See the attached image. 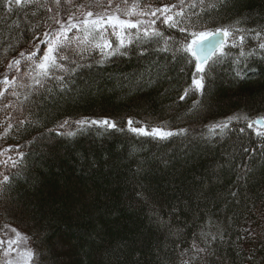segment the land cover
Instances as JSON below:
<instances>
[{
    "label": "trees",
    "instance_id": "trees-1",
    "mask_svg": "<svg viewBox=\"0 0 264 264\" xmlns=\"http://www.w3.org/2000/svg\"><path fill=\"white\" fill-rule=\"evenodd\" d=\"M128 2H138L140 10L178 4ZM117 4L123 5L113 0L111 7ZM111 7L108 0H61L59 6L41 0L22 14L9 13L0 3V74L21 52L35 50L40 44L36 37L59 30L51 17L67 21ZM184 10L177 29L191 33L231 27L245 37L240 47H230L233 38H227L223 50L228 55L205 75L202 96L190 93L180 99L192 84L197 62L189 63L190 55L178 49L191 37L166 26L159 13L144 18L140 28L117 29L119 39L133 42L120 49L123 55L108 58L104 53L119 44L111 28L102 38L83 29L69 31V59L60 61L67 71L53 74L63 80L19 87L32 83L25 75L32 62H23L19 74L8 73L20 97L5 94L0 100V106L13 104L0 112V123L11 116L12 125L0 139V151L12 148L7 156L19 160L23 153V160L15 168L0 164L10 178L0 188V235L7 226L24 233L35 253L32 264H182L197 255L193 243L210 245L212 255L201 254L191 264H264V140L247 128L264 117V49L259 47L264 0H205ZM145 28L163 36L145 37ZM165 39L167 52L160 50ZM105 42L111 48H96ZM44 50L41 45V54ZM234 116L247 120H234L223 133L209 131ZM83 119H108L119 130L81 129L75 122ZM128 120L136 128L187 132L159 141L128 131ZM7 127L0 128V135Z\"/></svg>",
    "mask_w": 264,
    "mask_h": 264
},
{
    "label": "snow or ice",
    "instance_id": "snow-or-ice-1",
    "mask_svg": "<svg viewBox=\"0 0 264 264\" xmlns=\"http://www.w3.org/2000/svg\"><path fill=\"white\" fill-rule=\"evenodd\" d=\"M41 0H0V3H2L3 8L9 12L12 13L14 10H19L22 14L24 12V9L33 5L40 3ZM67 3L71 4L73 0H66ZM219 3H224L225 0H218ZM53 3L59 6L61 4V0H53ZM113 3V0H108V6L111 7ZM121 3L124 5V7H121V4H117L114 12L111 15H105L101 14L99 12L93 13L91 11H88L86 13L81 12V15L85 16V19L80 21L79 23H73V20L76 19L75 15H72L68 21L65 23H62L59 19L56 17H51L55 21V23L59 24V30L52 33L51 35L48 32H45L43 34V39L40 37H36L37 40L40 41V44H37L35 46V50L32 51L30 54H25L24 52H21L19 54V58L11 60L8 65L6 66V71L3 74H0L3 76L2 79H0V100H3L5 97V94H8L9 96H14L19 100L20 94L15 90L17 85V81L15 78H13L11 81L8 79V73L9 72H15L17 74L21 71V64L23 62H32V68H29L25 75L29 76L32 80L31 84H21L19 87H27V88H37V87H43L44 81L46 79H55V80H63V76H55L53 75L56 71L59 72H66L67 69L64 67L60 61H66L69 59L68 55L65 53L66 49H69L72 47V41L69 39L68 32L72 29L77 30H85L87 35H91L93 33H99L101 35V38L103 37V33L107 31V28H111L113 31V35H117L119 39V32L117 29H119L120 32H123L124 29H137L140 28L141 25L145 23V21H138L136 23H132L129 20L121 19L120 13L122 12L124 16L126 17H133V16H148L151 15L152 17H156L159 13L160 16L163 17L162 23H164L166 26L170 28L177 29V25L181 22L182 18L186 17L185 8H196L198 4L203 5L205 3V0H191V2H186V0H178V4L174 3L171 6H164L161 8L156 9H146V10H140V4L138 2H134L132 4H129L128 0H121ZM210 7H215V3H212ZM80 8H83V5L80 6ZM174 9H179L177 11H173ZM47 11L51 12L52 9L48 8ZM201 11H204V9H201ZM32 15H36L35 12L32 13ZM95 15V18L92 17ZM196 15H199V13H196ZM152 23H155V21H152ZM91 25V28L88 26ZM16 28H19V23H16L13 21V25ZM34 30V29H33ZM180 32H184L187 35L191 37V40L189 43L181 45L178 49L179 52L183 54H189L192 59L189 60V63H192L193 60H195L197 63L194 64L195 74L193 75L192 84L189 88H187L183 95L180 97L181 100H184L188 97V95L196 94V95H204L205 87H206V81H205V75L210 76L211 71L213 69V66L221 61V59L228 55L223 50V45L225 43V39L228 37L233 38V43L229 45L230 47H240V45L243 44L245 37L243 35L237 36L236 34L241 32V29H235L233 31L231 27L227 28H218L213 31H200V32H191L188 33L187 29L184 27H179L177 29ZM87 35L82 42L87 41ZM143 35L148 38H158L162 37L163 33L160 31H157L155 29L149 31L147 28L144 29ZM219 38L216 40L215 43H213L214 38ZM76 40H80V37H74ZM256 39H261L260 35L257 34ZM137 40H139V36H137ZM133 41L129 38L127 42H125L124 39H119L118 47L112 51L104 53L105 58H108L109 56L114 55H123L124 53L120 51L122 48H127ZM0 43H3V40H0ZM168 40H163L162 47L160 48L161 51H168ZM211 45L210 48L205 47V45ZM41 45L45 47L44 52L41 54ZM111 48V45L108 43L102 44H96V48H99L102 52L104 48ZM259 47L261 49H264V42L259 44ZM9 48H11V45H9ZM219 49V51H217ZM5 54L7 53V49L4 50ZM252 53H249L251 55ZM241 55L243 56L244 53L241 52ZM39 56V60L37 61V57ZM74 63V61H73ZM239 76L240 74L237 73ZM9 89H12L10 92ZM24 100H28L29 96L25 95L23 97ZM199 104V101L196 100L193 102V107ZM12 103H5L3 106H0V112H4L9 108H12ZM240 119L247 120V117H229L227 120L221 123H217L215 125L209 126V131L212 134H215L218 130L220 133H223L225 129H229L230 124L235 120L239 121ZM11 116L8 117L7 120L4 121V123H0V128H4V124H8V127L4 129L3 134L0 135V139H3L8 135V133L11 131L12 125L10 123ZM25 121L20 120V123L23 124ZM77 123L81 129H83L85 126L91 127L96 126L104 129H113V130H119L117 129V125L114 121H110L108 119L104 120H87L83 119L80 121L75 122ZM139 123V122H136ZM68 124V121H65L63 124L60 125V127H64ZM128 131L133 133L137 136H144V137H151L152 139L159 140V141H166L170 139L173 136H183L186 134L187 130L182 129L179 132H172V131H165L162 128H152L151 130H148L145 126H141L139 128L132 127L133 121L128 120ZM255 126V127H254ZM247 128L253 130V133L256 137H259L261 140H264V131H260L259 129L264 128V117L258 118L255 120H252L247 123ZM241 132L244 131L243 128L240 129ZM69 135H74V133H69ZM261 147H264V144L261 145ZM14 149L8 148L4 149L3 151H0V157H7L6 159H0V164H3L5 167L11 166L13 168L17 167L19 161L23 160V153H20L19 160L14 159L11 156H7V153L10 151H13ZM245 152L249 151H255V149L249 150L247 148L244 149ZM9 176L5 175L2 171H0V188H2L4 185H7L9 183ZM232 196H236V193L233 192ZM8 231L14 233L13 239H0V257H3L4 259L0 260V264H14V260H16V257L13 258V260L7 259L10 255H12L14 252L17 254V256L20 258L19 260H16V264H32L33 259L35 258V253L31 251V249H27L24 251L20 250V245H26L27 244V237L23 234L19 233L16 229L11 228L8 229ZM203 235V233H201ZM243 238V237H242ZM213 241L217 239V237L213 236L211 237ZM16 246L15 248L13 246ZM192 249L197 254L196 256L190 258V259H184L182 260V264H191L192 259H199V255L201 254H207L212 255L211 252L208 251V247H200L198 244L193 243ZM251 260L252 257H249Z\"/></svg>",
    "mask_w": 264,
    "mask_h": 264
},
{
    "label": "rangeland",
    "instance_id": "rangeland-1",
    "mask_svg": "<svg viewBox=\"0 0 264 264\" xmlns=\"http://www.w3.org/2000/svg\"><path fill=\"white\" fill-rule=\"evenodd\" d=\"M121 7H124V5H122ZM115 8H116V6H113V7H111V8H108L107 10H103V11H91V12H93L94 14L95 13H97V12H99V13H101V14H105V15H111L113 12H114V10H115ZM88 12V11H87ZM84 13H86V12H84ZM148 18V17H150L149 15L148 16H133V17H126V16H124L123 15V13L121 12L120 13V18L121 19H126V20H129L130 22H132V23H136V22H138V21H145L146 19H144V18ZM93 19L95 18V15L92 17ZM83 19H85V16L84 15H79V16H77L76 17V19H75V21L76 22H80V21H82ZM68 21V20H67ZM67 21H62L61 20V22L62 23H65L66 24V22ZM146 22V21H145ZM145 24V23H144ZM11 228H14V229H16L19 233H21V234H23L24 236H25V234L24 233H22L20 230H18L17 228H15V227H13V226H7V227H5V229L2 231V234L0 235V239H4V238H7V239H13L14 238V233H12V232H10V231H8V229H11ZM14 248L16 247L15 245L13 246ZM27 249H31V251H32V248H31V246H30V244H29V241H28V239H27V244L26 245H20V250L21 251H24V250H27ZM14 257H16V260H19L20 258L17 256V254L14 252L12 255H10L7 259H9V260H13V258ZM2 259H4L3 257H0V260H2ZM16 260H14V264H16Z\"/></svg>",
    "mask_w": 264,
    "mask_h": 264
},
{
    "label": "water",
    "instance_id": "water-1",
    "mask_svg": "<svg viewBox=\"0 0 264 264\" xmlns=\"http://www.w3.org/2000/svg\"><path fill=\"white\" fill-rule=\"evenodd\" d=\"M218 39H219L218 37H217V38H214V39H213V43H215V42H216V40H218ZM205 47H208V48H210V47H211V45H207V44H206V45H205Z\"/></svg>",
    "mask_w": 264,
    "mask_h": 264
},
{
    "label": "bare ground",
    "instance_id": "bare-ground-1",
    "mask_svg": "<svg viewBox=\"0 0 264 264\" xmlns=\"http://www.w3.org/2000/svg\"><path fill=\"white\" fill-rule=\"evenodd\" d=\"M175 3H176V2H175ZM186 8H187V7H186ZM226 41H227V38L225 39V43H226ZM225 43H224V45H225ZM224 45H223V46H224ZM218 50H219V49H217V51H218Z\"/></svg>",
    "mask_w": 264,
    "mask_h": 264
}]
</instances>
